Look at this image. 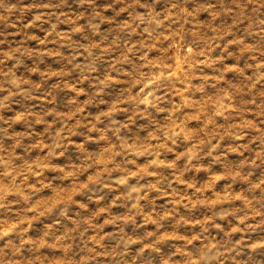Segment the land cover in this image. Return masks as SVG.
<instances>
[{
	"label": "clouds",
	"instance_id": "9594fccd",
	"mask_svg": "<svg viewBox=\"0 0 264 264\" xmlns=\"http://www.w3.org/2000/svg\"><path fill=\"white\" fill-rule=\"evenodd\" d=\"M0 264H264V0H0Z\"/></svg>",
	"mask_w": 264,
	"mask_h": 264
}]
</instances>
